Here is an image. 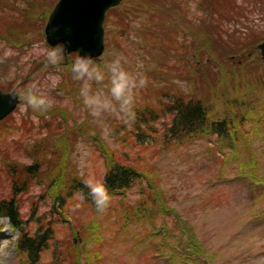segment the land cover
Returning <instances> with one entry per match:
<instances>
[{
	"label": "rangeland",
	"instance_id": "1",
	"mask_svg": "<svg viewBox=\"0 0 264 264\" xmlns=\"http://www.w3.org/2000/svg\"><path fill=\"white\" fill-rule=\"evenodd\" d=\"M56 1L0 0V41L13 53L0 60L1 89L18 91L32 78L55 71L32 54V46L48 45L43 31ZM166 1L173 6V0ZM196 1L185 9L193 13ZM231 1L214 0L217 12L202 20V10L185 19L173 12L178 26L172 30L158 12L153 25L150 16L138 13L124 19L129 8L121 4L108 16L104 51L95 60L120 50L142 62L149 83L138 98L139 109L170 99L164 93L194 94L212 116L231 120L237 135L203 133L170 141L164 136L168 112L144 125L138 114L133 125L109 115L106 134L79 113V84L70 71L73 53L60 66L62 82L52 92L56 106L45 113L21 112L20 102L0 121V199L11 192L6 173L11 169L5 165L52 157L59 140H67L68 177L101 176L108 156L141 172L125 190L110 192L103 213L65 188L62 200L54 199L47 168L31 177L18 195L22 217L31 231L42 223L53 233L34 264H72L76 257L77 264H264V62L251 41L264 40V0H236L235 7H226ZM26 11L36 18L29 23L26 18L27 31ZM242 34L246 40L235 39ZM65 99L70 107L63 106ZM102 142L110 155H102ZM17 236L0 218V247L5 242L8 247L0 264L25 261L15 247Z\"/></svg>",
	"mask_w": 264,
	"mask_h": 264
},
{
	"label": "trees",
	"instance_id": "2",
	"mask_svg": "<svg viewBox=\"0 0 264 264\" xmlns=\"http://www.w3.org/2000/svg\"><path fill=\"white\" fill-rule=\"evenodd\" d=\"M190 1L191 0H173V7L170 6L171 3L166 0H122L121 4L129 8L127 9L128 12H126L127 10L125 11L127 16H124L123 18L126 19L130 17V19H132V16L138 13L140 15H145L146 17L150 16L151 18L149 19V22L153 25L154 22L152 20L155 19L153 14L158 12L159 14H163L165 16L166 26L169 30H172L176 29V25L178 26L177 18L175 20L173 12L175 14L177 12L179 14L180 12L181 16L185 19L189 18V16L196 18V16L193 15H197L198 12L202 10L203 12H200L202 14L200 20L206 18L207 16L212 18L217 12V8L214 6L216 5L214 0H195V4L197 6L195 7L194 12L191 13L190 10L185 9L186 4L189 5ZM208 2L212 6L209 13L205 7V4L207 6ZM235 3L236 0H232L230 5L227 4L226 7H235ZM120 5L111 8L106 12L103 23L104 29L109 25V14L113 12V10L118 9ZM23 17L25 18L23 28L27 31V23H29L32 18H34L33 20L36 18L34 16H29L27 11L26 14H23ZM26 18H29L27 23ZM146 30L152 31L153 29L150 30V28L146 26ZM41 32H39V34ZM106 32L108 33V30ZM170 35L172 36L173 32H170ZM244 36H246V34H244ZM244 36L242 34L241 37H237L235 39L246 40L247 38ZM251 41H253L255 43L254 45H256L258 44L259 38H254ZM234 44H237L236 41H234ZM236 51L238 52L240 50L237 49ZM2 90L7 91V89ZM164 94L167 97H170V99L158 98L156 104L151 106V108L147 105L145 106V109L137 108L136 114L140 115L141 123L144 125L145 123L149 124L150 122L160 118L162 114H166V112H168L171 118L164 132V136L167 137L168 140L177 141L184 137H190L203 133H211L218 136H225L229 134L233 136L237 135V128L231 126L233 123L231 120L226 117L218 118V116H212L211 112L209 113L208 105L205 101L198 98L196 95L179 94V96H169L167 93ZM239 119H244L243 113L240 115ZM140 126L141 125L137 126L138 129H141ZM66 141L67 140L65 139V142L63 143L59 140L58 143L53 145V147H57L53 150L54 156L49 158H46V154H44L42 158L38 156L30 165H18L14 161L6 164V161H3L6 164L5 166H7L8 169H11L10 172L6 169V173L11 180V192L8 197L0 199V218L7 219L10 227L18 231L15 247L25 256V261L21 264L36 263L40 259V254L48 247V243H50V239H52L53 235L51 228L44 227V224L42 223H38L35 230L31 231L27 227L28 221L22 217L18 195L24 192V190H27V184L31 180V177L36 176L40 170L47 168V170H49L50 183L55 187L53 195L54 199L58 198L59 200H62V190L65 188L67 195L70 196L76 195L79 191H82L85 195V201H89L92 205H94L88 196L89 189L84 185L83 179L74 175H69L68 177V175L64 172L65 158L63 152L66 151ZM101 148L102 155L106 156L107 149L103 142ZM60 151L62 152L60 153ZM108 166L109 167L107 168L103 179L109 192L125 190L133 181L138 180L141 176V172L136 165L128 162H120L116 159L114 160L112 156L111 158L108 156ZM190 239L193 238L190 237ZM76 258L72 260V264L78 263Z\"/></svg>",
	"mask_w": 264,
	"mask_h": 264
},
{
	"label": "clouds",
	"instance_id": "3",
	"mask_svg": "<svg viewBox=\"0 0 264 264\" xmlns=\"http://www.w3.org/2000/svg\"><path fill=\"white\" fill-rule=\"evenodd\" d=\"M0 51L4 52L0 60L8 59L13 55L11 48L3 41H0ZM32 54L37 59L42 58L45 66L55 71L49 72L42 78H32L14 94L21 102V112L30 109L33 112L45 113L58 103L52 92L62 82L59 72L67 50L64 43H57L54 46L37 43L32 46ZM100 61L102 62H97L89 54L77 52L73 57L70 71L72 80L79 84V113L85 118L90 117L92 123L101 127L107 134L110 129L105 120L109 115L116 116L124 124L133 125L136 120L138 98L142 90L147 87L149 80L143 70L142 62L133 61L132 56L125 51L113 50L105 53L100 57ZM71 104L69 99L63 101L65 107H70ZM31 163L32 161L29 160L26 165ZM104 173L99 177L89 174L83 179L84 185L89 189L88 196L100 213L107 210L112 199L103 179ZM76 198L79 202H83L85 195L79 191ZM7 250V242H5V245L0 247V253H7Z\"/></svg>",
	"mask_w": 264,
	"mask_h": 264
},
{
	"label": "water",
	"instance_id": "4",
	"mask_svg": "<svg viewBox=\"0 0 264 264\" xmlns=\"http://www.w3.org/2000/svg\"><path fill=\"white\" fill-rule=\"evenodd\" d=\"M122 0H57L48 15L44 34L50 46L64 43L67 54H89L94 59L104 51L103 21L108 9L118 6ZM264 61V40L258 44ZM66 54V56H67ZM16 89L3 92L0 89V120L11 114L19 100Z\"/></svg>",
	"mask_w": 264,
	"mask_h": 264
}]
</instances>
